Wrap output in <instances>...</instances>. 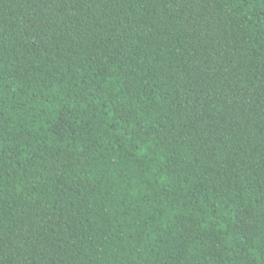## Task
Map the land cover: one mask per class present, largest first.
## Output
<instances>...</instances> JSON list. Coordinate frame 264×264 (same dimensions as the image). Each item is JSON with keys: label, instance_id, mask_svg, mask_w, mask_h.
<instances>
[{"label": "trees", "instance_id": "1", "mask_svg": "<svg viewBox=\"0 0 264 264\" xmlns=\"http://www.w3.org/2000/svg\"><path fill=\"white\" fill-rule=\"evenodd\" d=\"M0 264H264V0H0Z\"/></svg>", "mask_w": 264, "mask_h": 264}, {"label": "rangeland", "instance_id": "2", "mask_svg": "<svg viewBox=\"0 0 264 264\" xmlns=\"http://www.w3.org/2000/svg\"><path fill=\"white\" fill-rule=\"evenodd\" d=\"M251 219H248L246 222H245V226L249 229L250 228V225H251Z\"/></svg>", "mask_w": 264, "mask_h": 264}]
</instances>
